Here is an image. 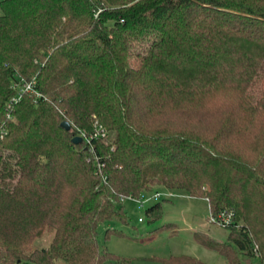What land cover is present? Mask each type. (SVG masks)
<instances>
[{
	"label": "trees",
	"instance_id": "trees-1",
	"mask_svg": "<svg viewBox=\"0 0 264 264\" xmlns=\"http://www.w3.org/2000/svg\"><path fill=\"white\" fill-rule=\"evenodd\" d=\"M0 8V264H130L99 226L157 186L232 213L226 241L194 233L225 264H264V0Z\"/></svg>",
	"mask_w": 264,
	"mask_h": 264
},
{
	"label": "rangeland",
	"instance_id": "rangeland-1",
	"mask_svg": "<svg viewBox=\"0 0 264 264\" xmlns=\"http://www.w3.org/2000/svg\"><path fill=\"white\" fill-rule=\"evenodd\" d=\"M155 190H160L159 186ZM154 191L144 196L148 197ZM173 194L168 200H163L166 197L157 199L162 201V214L155 220L150 219L146 208L157 200L151 199L140 207L136 200L126 199L123 204L128 223L115 221L101 224L98 229L99 243L111 253L129 260L130 264H160L158 258L180 254L211 264H225L216 250L207 248L194 237L195 232L201 231L214 240L226 241L228 231L209 219L211 212L207 200L191 197L179 190H173ZM107 228H115L122 234H106ZM243 264H257V259Z\"/></svg>",
	"mask_w": 264,
	"mask_h": 264
},
{
	"label": "built area",
	"instance_id": "built-area-1",
	"mask_svg": "<svg viewBox=\"0 0 264 264\" xmlns=\"http://www.w3.org/2000/svg\"><path fill=\"white\" fill-rule=\"evenodd\" d=\"M34 81H20L18 83H15V87L17 89H19L18 93H17V99L20 98L21 94L23 93V91H28V92H32L34 90ZM36 97H40L39 93H36ZM160 190H155L153 192L152 195L150 196H141L138 198H134V197H123L122 199L126 200L129 198H132L134 200H136L138 202V205L140 207H143L145 205L146 202H148L151 199L157 200L160 199L162 197H166V198H171L172 196H174L173 191L169 190V189H165L163 187H159ZM147 197V198H145ZM232 218V213L228 212V211H221L220 213H218L217 215H212L209 218L211 223L215 224V225H222L225 223H228L231 221ZM141 220V219H139Z\"/></svg>",
	"mask_w": 264,
	"mask_h": 264
},
{
	"label": "water",
	"instance_id": "water-1",
	"mask_svg": "<svg viewBox=\"0 0 264 264\" xmlns=\"http://www.w3.org/2000/svg\"><path fill=\"white\" fill-rule=\"evenodd\" d=\"M61 127H63L65 130H69L70 129V124H69V122L68 121H62L61 122ZM72 141L74 142V143H81L82 142V138L81 137H79V136H75L73 139H72Z\"/></svg>",
	"mask_w": 264,
	"mask_h": 264
}]
</instances>
